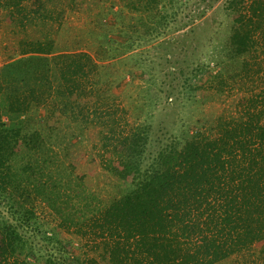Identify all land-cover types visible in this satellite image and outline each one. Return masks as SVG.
<instances>
[{
	"label": "trees",
	"instance_id": "16d2710c",
	"mask_svg": "<svg viewBox=\"0 0 264 264\" xmlns=\"http://www.w3.org/2000/svg\"><path fill=\"white\" fill-rule=\"evenodd\" d=\"M48 1L0 0L10 16L22 13L18 19L23 27L28 22L41 27L38 37L20 39L18 57L0 66V204L11 216L0 211L1 252L15 256L12 264H30L28 256L35 254V248L16 220L33 215L37 198L48 204L66 230L86 231L96 240L103 262L92 264H214L264 241V106L257 99H251L238 117L220 120L213 137L204 141L187 129L154 151L148 163L152 124L124 120L126 127L118 129L115 126L124 117L110 114L108 121L103 119L108 128L102 133L104 151L111 153L104 166L125 185L107 202L62 167L52 146L56 141L52 125L30 111L53 103L77 119L72 96L81 89L94 57L87 50L58 48L50 29L61 27L55 14L63 9L50 7ZM177 1L119 0L106 5L105 0H88L86 4L100 8L96 12L103 31L101 44L120 50L138 40L130 32L134 12L139 22L156 19L157 31L164 26L161 20L171 24L176 18ZM31 3L36 4V15L27 10ZM257 14L264 15V5ZM114 30L126 35L117 39ZM254 42L243 33L233 42L234 50ZM232 52L229 59L237 57ZM223 55L216 59L218 64L226 63L227 53ZM168 61L172 65L168 73L173 74L176 60ZM243 65H248L245 59ZM200 71L197 67V76ZM192 83H186L188 93L199 86ZM36 122L45 125L38 127ZM74 258L70 264H86ZM67 260L55 258L43 264H69Z\"/></svg>",
	"mask_w": 264,
	"mask_h": 264
},
{
	"label": "rangeland",
	"instance_id": "374dc122",
	"mask_svg": "<svg viewBox=\"0 0 264 264\" xmlns=\"http://www.w3.org/2000/svg\"><path fill=\"white\" fill-rule=\"evenodd\" d=\"M86 1L47 2L58 11L63 9L61 14H55L61 27L50 29L58 48L83 49L94 57L81 89L72 96L77 119L71 117L73 113H61L59 106L53 103L34 108L30 114L52 125V138L56 140L52 146L62 167L104 202L119 196L125 185L104 166V159L111 153L104 151L102 133L108 129L105 121L110 114L124 117L115 126L118 129L126 127L124 120L152 124L150 150L146 153L148 163L154 151L187 129L205 141L215 135L220 120L238 117L251 99H257L256 103L264 106V15L256 16L264 0H178L174 3L176 18L171 24L161 20L164 26L157 31L156 19L139 22V14L134 12L131 23L136 27L132 26L130 32L138 40L131 48L120 50L101 44L103 31L96 12L100 8L95 4L87 7ZM105 1L106 5L119 2ZM36 9L34 3L27 8L31 15H36L33 12ZM168 12L173 10L169 7ZM20 15L22 13L14 11L10 16L7 9L0 7V66L19 56L21 38L32 39L41 34L36 22H28L23 27L19 23ZM124 32L114 30L113 37L123 39ZM243 33L249 34L254 44L234 50L233 42ZM230 50L237 53L235 59H229ZM240 50L243 53H239ZM245 50L248 52L244 53ZM225 52L226 63L218 64L216 59L222 60ZM168 58L177 63L172 68L173 74L168 73L172 66ZM244 59L248 65H243ZM197 67H201V71L204 68L198 76ZM187 82L199 86L188 93ZM41 124L45 125L44 122L35 125L43 127ZM32 208L30 218L23 216L16 220L35 248V254L28 256L30 264L65 257L69 264L71 257H78L86 264L103 262L99 244L88 232L66 230L40 198L33 201ZM0 211L11 217L5 204H0ZM43 233H47L51 241L44 238ZM2 246L0 237V253H3L0 264H12L15 256L1 252ZM262 248L264 241H256L249 248L233 252L214 264H264Z\"/></svg>",
	"mask_w": 264,
	"mask_h": 264
}]
</instances>
